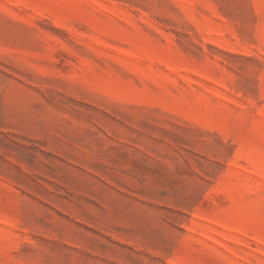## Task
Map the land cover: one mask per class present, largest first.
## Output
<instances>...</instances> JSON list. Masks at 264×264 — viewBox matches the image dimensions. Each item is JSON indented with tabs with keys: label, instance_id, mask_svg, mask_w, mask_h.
<instances>
[{
	"label": "rangeland",
	"instance_id": "obj_1",
	"mask_svg": "<svg viewBox=\"0 0 264 264\" xmlns=\"http://www.w3.org/2000/svg\"><path fill=\"white\" fill-rule=\"evenodd\" d=\"M0 264H264V0H0Z\"/></svg>",
	"mask_w": 264,
	"mask_h": 264
}]
</instances>
